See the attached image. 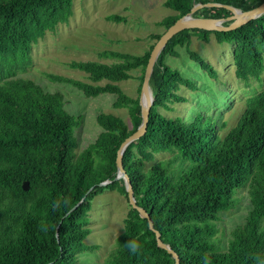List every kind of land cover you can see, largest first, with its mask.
I'll list each match as a JSON object with an SVG mask.
<instances>
[{
	"label": "trees",
	"instance_id": "16d2710c",
	"mask_svg": "<svg viewBox=\"0 0 264 264\" xmlns=\"http://www.w3.org/2000/svg\"><path fill=\"white\" fill-rule=\"evenodd\" d=\"M262 1L164 0L174 13L158 24L166 29L194 2L223 5L202 6L193 16L225 18L231 10L224 5L247 10ZM71 14L72 0H0V264H79V253L97 248L84 242L90 232L93 198L104 189L117 190L127 198L123 179L103 186L98 182L115 176L117 149L141 121L143 74L162 32L149 35L153 42L142 53L106 49L99 54L111 58L110 62L69 61L91 82L47 73L50 80L69 83L87 96L111 93L113 106L127 109L128 122L110 112H97L101 129L76 153L74 128L80 116L64 107L63 94L15 76L16 69L28 63L32 44L58 23L67 22ZM105 17L123 19L115 13ZM193 34L203 41L213 34L217 43L233 44L235 76L245 83L255 78L261 85L245 97L242 113L224 134L219 128L225 122L218 125L211 114L197 111L184 119L159 110L186 100L178 92L181 86L197 89L166 62L167 55H178L176 47L188 46ZM188 52L210 77H216L211 63L195 51ZM263 61L264 13L229 30L183 29L167 40L153 65L149 78L153 101L146 130L126 146L122 165L137 205L145 209L180 264H264ZM133 69H139L135 97L118 84L131 78ZM165 152L168 157L156 158ZM23 180L29 182L27 190L22 188ZM239 189L246 190L248 209L230 229L223 247L216 236L217 220L237 204ZM103 264H174V257L157 245L148 219L129 204L123 228Z\"/></svg>",
	"mask_w": 264,
	"mask_h": 264
},
{
	"label": "rangeland",
	"instance_id": "374dc122",
	"mask_svg": "<svg viewBox=\"0 0 264 264\" xmlns=\"http://www.w3.org/2000/svg\"><path fill=\"white\" fill-rule=\"evenodd\" d=\"M163 1L72 0V14L67 22L58 23L53 31H46L32 44L28 63L23 68L16 69L15 76L30 78L46 91L61 92L65 101L64 107L70 113L80 116L74 128L76 153L91 142L101 129L95 118L97 112H110L128 122L127 109L114 107L115 96L111 93L87 96L69 83L50 80L47 73L91 82L85 72L71 68L69 61L92 59L110 62L111 58L99 54L106 49L142 53L153 42L149 35L165 30L158 21L163 16L174 13ZM111 13L122 15L123 19H107L105 16ZM176 49L178 55H167L166 62L189 77L197 85V89L181 86L178 92L186 100L171 103L172 108L169 110H159L168 116L179 115L184 119H190L197 111L211 114L216 117L218 125L225 122L219 128V133L224 134L235 125L242 113L245 97L253 94L261 85L255 78L245 83L235 76L232 63L233 44L217 43L213 34L209 35L208 41L193 34L187 47L179 46ZM188 50L199 53L211 63L216 77H210L198 62L192 60ZM131 73V78L119 81L118 84L125 93L135 97L138 94L139 69H133ZM97 83L102 84L103 81ZM168 156L169 153L165 152L158 154L156 158ZM236 195L239 197L237 204L221 212L217 220L216 236L220 237L223 247L230 229L243 220L248 209L246 190L239 189ZM128 207L127 198L117 190L104 189L93 198L88 213L90 232L84 242L88 245L95 244L97 248L79 253V264H103L106 261L115 237L123 228Z\"/></svg>",
	"mask_w": 264,
	"mask_h": 264
},
{
	"label": "water",
	"instance_id": "95a60500",
	"mask_svg": "<svg viewBox=\"0 0 264 264\" xmlns=\"http://www.w3.org/2000/svg\"><path fill=\"white\" fill-rule=\"evenodd\" d=\"M212 5H223L218 2H194L191 9L185 13L184 15L178 17L170 26H168L159 36V38L155 41L153 44L150 54L145 66L144 74H143V80L141 83V88L139 92V104H140V113H141V121L137 128L129 134L120 144L119 148L116 152V174L113 178H107L105 180H102L98 182V185L103 186L108 184L114 179H123L124 180V186L127 194V200L128 203L137 209L139 215L141 217H146L148 219V225L149 228L152 229L155 232V238L157 245L165 248L169 253L172 254L174 257V264H180L179 257L176 254V252L170 247L168 243H165L160 238V233L157 229L154 228L153 222L150 219L149 215L145 211V209L139 205H137L135 197L133 195V188L130 182V179L128 175L126 174L123 165H122V155L123 151L126 148V146L133 140L137 139L141 135L145 133L146 126H147V120L149 115L150 106L153 101V96L151 93V89L149 86V78L153 69V65L160 53V51L165 46L167 40L172 37L175 33L186 29V28H202L207 30H229L236 28L247 21L254 19L261 14L264 13V0L247 10H242L240 8L231 6V5H224L227 8L231 10V15L225 17V18H214V17H198L193 16L192 12H194L196 9L202 7V6H212ZM226 20H230V22L225 25L223 22ZM94 185L90 186L86 193H88L90 190H92ZM22 188L24 190H27L29 188V182L28 180L22 181ZM84 198V196L74 205L72 206L69 211L74 209ZM68 211V212H69ZM57 234V231H56Z\"/></svg>",
	"mask_w": 264,
	"mask_h": 264
}]
</instances>
